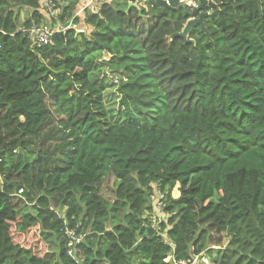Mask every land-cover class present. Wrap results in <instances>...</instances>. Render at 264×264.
<instances>
[{"label":"trees","instance_id":"obj_1","mask_svg":"<svg viewBox=\"0 0 264 264\" xmlns=\"http://www.w3.org/2000/svg\"><path fill=\"white\" fill-rule=\"evenodd\" d=\"M61 1L0 0V264H264V0H110L37 46Z\"/></svg>","mask_w":264,"mask_h":264},{"label":"built area","instance_id":"obj_2","mask_svg":"<svg viewBox=\"0 0 264 264\" xmlns=\"http://www.w3.org/2000/svg\"><path fill=\"white\" fill-rule=\"evenodd\" d=\"M51 4L53 3L50 2V5ZM50 5L48 4V0H47V6L51 9ZM53 5H54V8L51 10H54L56 7L55 3ZM68 28L69 26H59V25L54 28L49 23H42L40 25H32L30 27H25V26L22 27L24 32H26V35H28L35 42V44H37V46L48 44L49 42L52 41V38L55 35V33L61 32L64 34ZM114 80L115 82H118L117 79H114ZM19 193H23V190H19ZM164 198H165V195L162 191H155L154 194L152 195V199L154 200L155 209L157 213H159L162 210L163 206L165 205ZM202 259L206 262L208 261L207 258L203 257V253H202V254L194 255L191 261L189 262L179 261L177 262V264H201Z\"/></svg>","mask_w":264,"mask_h":264},{"label":"water","instance_id":"obj_3","mask_svg":"<svg viewBox=\"0 0 264 264\" xmlns=\"http://www.w3.org/2000/svg\"><path fill=\"white\" fill-rule=\"evenodd\" d=\"M160 3H162L163 5L169 6L170 7V3L167 0H158ZM185 1H183L180 5L179 8L182 7V5L184 4ZM210 3L211 5H215L216 4L213 2V0H202L200 7L202 8L205 4ZM134 3L130 2V6H132ZM209 11H204L200 14V16L198 17H193L190 18L186 24L184 25V28L181 31H177L173 34V36L171 37L172 39H174L175 37H182L186 43H191L193 42V39H191L189 37L190 33L193 31L194 27L196 25H200L201 29L206 32L208 35H210V32L208 30V28L206 27L205 24V18L206 16L209 14ZM111 58V54L106 51L103 57V60L108 61ZM110 69H108L109 71Z\"/></svg>","mask_w":264,"mask_h":264},{"label":"rangeland","instance_id":"obj_4","mask_svg":"<svg viewBox=\"0 0 264 264\" xmlns=\"http://www.w3.org/2000/svg\"><path fill=\"white\" fill-rule=\"evenodd\" d=\"M110 0H107V2H109ZM146 1V0H145ZM145 1H139V4H133L132 6L140 9L142 5V7H146L147 9V4ZM183 1H187V0H183ZM50 2H52L54 4V0H48V4L50 5ZM65 0L61 1V3H64ZM144 5H143V4ZM188 3V2H187ZM191 2H189L190 4ZM51 4V9L54 8V5ZM130 8V7H129ZM148 10V9H147ZM57 14V12H56ZM64 26V25H63ZM104 77L103 73L100 75V78ZM113 82L115 83V85H110L111 87L109 88L110 90V95L107 94V103L110 104V103H113V96H111V93L112 91H115L118 83H116L114 80ZM114 186V179L111 178L109 181H108V191H110ZM175 194L177 195L178 194V190H175ZM20 241V240H19ZM23 243V245L27 246V247H35L37 250L40 249V248H43L45 247V245L41 242L40 238H39V234H38V231L36 229H32L30 230L28 233L24 234L23 235V239L21 241ZM38 247V248H37Z\"/></svg>","mask_w":264,"mask_h":264},{"label":"crops","instance_id":"obj_5","mask_svg":"<svg viewBox=\"0 0 264 264\" xmlns=\"http://www.w3.org/2000/svg\"><path fill=\"white\" fill-rule=\"evenodd\" d=\"M84 3V5L82 6V4ZM137 5L139 4V1H137V3H136ZM143 4V3H142ZM144 5V4H143ZM46 6H47V3H46ZM141 7H142V5H140ZM48 7V6H47ZM98 8L99 6H96V5H93V3H92V0H83L82 2H81V4L80 5H78V7H77V11H76V14H75V16H74V18L75 17H78L77 19L79 20V22L77 23V22H75L76 24H74L73 23V20H71L68 24H66V25H64V26H69V28L70 27H74V28H76L77 30H79V31H82V32H86V33H89V32H91L92 31V26L90 27V26H88L87 24H85L86 23V21H87V16H86V8H88V9H92V10H94V8ZM48 9L50 10V13L53 15V14H55V9H56V7H55V9L54 10H51L49 7H48ZM50 24V23H49ZM63 26V25H60V24H57V26ZM63 34V33H62ZM65 34V33H64ZM63 34V35H64Z\"/></svg>","mask_w":264,"mask_h":264},{"label":"bare ground","instance_id":"obj_6","mask_svg":"<svg viewBox=\"0 0 264 264\" xmlns=\"http://www.w3.org/2000/svg\"><path fill=\"white\" fill-rule=\"evenodd\" d=\"M106 2L107 0H92L93 5H96V6H100Z\"/></svg>","mask_w":264,"mask_h":264},{"label":"clouds","instance_id":"obj_7","mask_svg":"<svg viewBox=\"0 0 264 264\" xmlns=\"http://www.w3.org/2000/svg\"><path fill=\"white\" fill-rule=\"evenodd\" d=\"M141 2V1H140ZM186 2V1H185ZM134 3V2H133ZM137 2H135L134 4H136ZM103 59V58H102ZM110 71V70H109ZM109 71H108V73H109ZM114 79H116V77H114ZM118 79V78H117ZM115 81V80H114ZM116 83H118V82H116ZM155 191H160L158 188L155 190ZM154 191V192H155Z\"/></svg>","mask_w":264,"mask_h":264}]
</instances>
